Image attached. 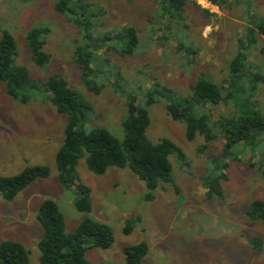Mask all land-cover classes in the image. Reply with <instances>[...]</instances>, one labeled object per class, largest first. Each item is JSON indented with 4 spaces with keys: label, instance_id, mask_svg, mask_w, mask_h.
<instances>
[{
    "label": "rangeland",
    "instance_id": "obj_1",
    "mask_svg": "<svg viewBox=\"0 0 264 264\" xmlns=\"http://www.w3.org/2000/svg\"><path fill=\"white\" fill-rule=\"evenodd\" d=\"M57 1L0 0V28H7L17 42L14 63L25 66L36 78L53 73L64 77L91 105L85 109L80 127L103 126L118 138L123 136L126 93L135 92L141 101L145 91L159 82L174 91V98L187 96L190 84L202 71L222 88L227 87L229 62L249 21L259 17L264 21V0H218L221 6L209 0H191L181 14L162 0H85L93 11L102 10L85 41L97 51L93 65H102L99 76L90 78L98 87L94 91L85 85L74 59L75 46L83 41L81 32L56 9ZM37 25L50 29L44 49L51 59L45 66L31 60L24 40L25 31ZM125 26L135 28L138 45L132 54L122 55L109 46L112 41L100 40ZM256 35L259 39L247 49V60L264 76V54L260 52L264 34ZM103 76L108 81L102 80ZM114 80L121 85L117 90L110 84ZM256 88L253 99L264 115V80ZM49 93L43 87L31 91V100L23 103L10 96L6 84L0 82V175H14L34 164L50 168L49 176L36 179L12 200L0 195V241H19L28 250L29 264H40L42 229L35 215L39 203L51 198L63 212L68 232L85 215L111 226L114 242L110 247L86 250L85 257L93 264H127L122 248L141 241L147 243L148 251L140 264H264V221L245 215L251 200H264L262 159L257 152L239 144L233 154L225 155L223 138L198 151L205 143L203 136L187 140L184 122L171 119L165 100L158 98L147 107L150 124L146 135L153 142L167 137L186 154L183 166L170 157L172 184L159 185L152 191L153 199H148L145 182L128 166H109L97 174L82 157L76 165L78 181L67 189L57 178L55 164L66 117L51 103ZM231 108L205 103L201 110L215 121ZM215 156L223 158L227 166H216ZM212 168L227 175L221 181L223 199L206 195L201 175ZM79 183L90 188L91 209L87 213L74 204ZM129 220L132 229L125 234L123 227ZM253 238L261 242L260 248L251 245ZM85 244L89 245L88 241Z\"/></svg>",
    "mask_w": 264,
    "mask_h": 264
},
{
    "label": "trees",
    "instance_id": "obj_2",
    "mask_svg": "<svg viewBox=\"0 0 264 264\" xmlns=\"http://www.w3.org/2000/svg\"><path fill=\"white\" fill-rule=\"evenodd\" d=\"M162 1L174 12L181 14L183 6L191 0ZM209 1L221 6L218 0ZM90 7L85 0H58L56 3V9L81 32L83 41L75 46L74 59L80 67V76L85 85L88 89L97 91L98 87L93 85L90 78L92 75L99 76L102 65H93L97 51L91 50L85 41L97 25L102 10L99 8L93 11ZM205 12L208 14V10ZM49 30L47 26L37 25L26 30L24 34L31 60L39 66H45L51 59L50 53L44 49ZM256 32L264 34V21L261 17L250 20L245 29V37L239 39V46L229 62L230 82L227 87L222 88L208 79L202 71L190 84V93L187 96L174 98V91L159 82L153 83L152 87L145 91L141 101H137L135 92L126 93V111L121 122L122 138H118L103 126L90 130L82 129L79 122L85 116V109H89L91 105L82 99L64 77L53 73L36 78L30 75L25 66L15 64L18 54L17 42L5 27L0 28V82L6 84V91L10 96L23 103L31 100V91L46 88L50 92L51 103L59 113L65 115L63 140L56 151L55 164L57 178L67 189L78 181L76 165L82 157L85 158L87 167L97 174L104 173L109 166H128L145 182L148 199H153L152 191L159 185L172 184L173 164L170 157L183 166L186 163V154L167 137L153 142L146 135L150 124L147 107L158 98L165 100V109L171 119L184 122L187 140H193L196 135L203 136L205 143L198 146V151H204L208 142L219 138L224 139L225 155H230L236 145H248L250 150L257 152L262 159L261 174L264 178V115L253 99L256 86L264 80V76L259 70H255V64L253 66L248 62L246 53L259 39ZM100 41H112L109 46L125 55L133 53L138 45V36L133 26H125L120 32L107 33ZM260 52L264 54V41ZM104 79L107 80L105 76L102 80ZM240 82L244 83V87L239 86ZM110 84L115 90L121 86L117 80ZM244 94L247 96H243ZM205 103L228 104L232 108L228 114H220L219 118L213 121L201 110ZM214 159L216 166H227L223 158L220 160L219 156H215ZM49 174L48 165L34 164L25 166L14 175H0V195L10 201L33 181ZM226 178L227 175L222 170L217 173L213 168L207 169L201 175V180L207 188L206 195L223 199L221 181ZM77 189L78 195L74 204L78 211L87 213L91 209L90 188L79 183ZM245 215L251 220L264 221V200H251ZM35 217L42 229L38 243L40 264H93L85 257L87 248H108L114 242L111 226L88 215L81 219L72 232H68L64 214L57 202L51 198H44L39 203ZM131 229L132 221L129 220L124 225L123 232L128 234ZM87 241L89 245L85 244ZM250 243L254 248L262 246L258 238H253ZM147 251L148 245L144 241L122 248L127 264H140ZM0 264H29L28 250L17 240L3 239L0 241Z\"/></svg>",
    "mask_w": 264,
    "mask_h": 264
}]
</instances>
